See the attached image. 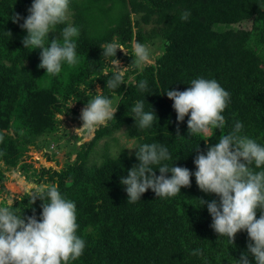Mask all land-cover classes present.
<instances>
[{
	"label": "trees",
	"instance_id": "1",
	"mask_svg": "<svg viewBox=\"0 0 264 264\" xmlns=\"http://www.w3.org/2000/svg\"><path fill=\"white\" fill-rule=\"evenodd\" d=\"M31 3L0 0V189L6 191L4 172L18 167L31 182L57 184L62 196L75 203L77 235L86 246L69 264H236L247 252V232H238L231 245L210 227L206 204L199 207L198 199L219 202V197L199 190L192 176L191 186L182 187L174 197L159 198L149 189L140 201L127 202L120 179L139 163L137 149L129 154L120 148L111 155L108 140L115 141L114 133L123 128L135 147L160 143L172 157L164 163L171 167L176 160L174 166L191 172L196 170L195 149L206 153L207 146L237 121L243 124L241 135L264 146V0H69L67 20L56 25L48 39L62 38L64 27L78 28L79 36L73 39L79 62L75 66L63 62L56 75L38 67L40 48H24L21 41L27 32L19 26L23 20L12 22L17 13L26 18ZM185 10L190 12L187 21L181 20ZM243 22H250V28L239 27ZM111 42L123 45L128 54L117 49L115 57H105L103 46ZM135 42L159 50L154 63L142 70L131 63ZM114 58L127 67L124 83L116 90L106 86ZM198 77L215 79L230 93L222 113L226 124L214 129L211 137L189 135L188 116L177 122L173 102L164 95L168 89L185 90ZM141 80L147 81L145 91L138 88ZM101 93L118 104L115 119L78 145L73 143L61 168L37 170L23 162L29 149L46 150L59 140L54 134L56 114L70 111V102L86 105ZM143 99L144 110L152 108L158 120L140 129L131 109ZM102 139L98 152L95 147ZM95 152L98 162L91 160ZM12 202L14 210L24 216L35 214L39 220V199L31 205L23 193ZM10 203L3 199L0 207ZM248 260L255 264L251 254Z\"/></svg>",
	"mask_w": 264,
	"mask_h": 264
},
{
	"label": "clouds",
	"instance_id": "2",
	"mask_svg": "<svg viewBox=\"0 0 264 264\" xmlns=\"http://www.w3.org/2000/svg\"><path fill=\"white\" fill-rule=\"evenodd\" d=\"M68 8L69 0H32L26 18L18 13L11 17L13 23L23 20L19 26L27 35L21 42L24 48L41 49L38 67L50 75L59 74L63 62L69 66L79 62L73 39L79 36L78 28L64 27L60 32L62 38L48 39L55 26L67 20ZM189 16L190 12L185 10L181 20L187 21ZM8 34L11 36L10 32ZM117 49L128 54L123 45L111 42L103 46V55L115 57ZM132 50L134 59L131 63L135 67L142 70L151 62L152 52L148 45L135 42ZM113 64V75L106 86L116 90L124 83L127 67H121L115 58ZM104 74L107 75V71ZM138 88L145 91L147 81L141 80ZM164 95L173 102L177 122L188 116L189 135L211 137L214 129L224 128L226 121L222 113L230 102V93L215 79L198 77L192 79L185 90L168 89ZM145 103L144 99L137 101L131 109L140 129L151 127L158 120L152 108L144 110ZM117 109L118 104L114 106L112 99L102 93L95 94L81 109L82 125L75 129V133L91 135L98 127H106L108 121L115 119ZM242 130L243 124L237 121L230 132L207 146L206 153H200L197 147L198 154L193 161L195 172L174 166L176 160L171 167L164 163L172 157L168 148L160 143L133 147L137 149L135 156L139 163L127 171L120 183L125 186L127 202L134 203L140 201L141 195L149 189L159 198L174 197L180 194L182 187L191 186V177L194 176L199 190L219 197V202L198 199L199 207L206 204L212 219L210 227L215 233L226 236L232 245L238 232H247L250 241L247 252L241 253L236 264H250L249 254L254 257L255 264H264V170H256L264 166V146L241 135ZM177 136H180L178 128ZM20 184L31 205L37 199L41 201L42 211L38 220L35 214L24 216L23 211L14 210L13 202L0 207V264H69V261L78 259L86 243L77 235L79 225L75 203L62 196L55 183L40 184L21 179Z\"/></svg>",
	"mask_w": 264,
	"mask_h": 264
},
{
	"label": "rangeland",
	"instance_id": "3",
	"mask_svg": "<svg viewBox=\"0 0 264 264\" xmlns=\"http://www.w3.org/2000/svg\"><path fill=\"white\" fill-rule=\"evenodd\" d=\"M239 27H244L246 29L250 28V22H243L239 25ZM150 47L152 52L151 62L154 63V57L159 54L158 48L154 45L146 44ZM148 63V64H150ZM120 66L124 67L123 64L120 62ZM115 68V66H114ZM132 77L128 78L131 80ZM96 90L100 92L98 86H96ZM72 104V105H71ZM71 108L68 112H63L62 114H56L58 127L54 131V134L59 137L57 142H52L47 147L46 150H40L38 148L29 149L22 157L23 162L29 163L33 169L39 170L41 167H52L54 169H59L63 166L65 161L67 151L71 149L73 143L78 145L85 139L90 138L91 135L88 133L77 134L75 133V129L82 125V121L80 120L81 109L85 107V105H78L74 102H70ZM74 107V108H73ZM63 118L61 119V117ZM75 135H78L79 138L76 140ZM116 140H108V150L110 151L111 155L117 154L120 148H123L127 153H132L135 147V141L133 139H129L124 134V129H120L119 131L115 132L114 135ZM105 139H102L96 145V151L101 152ZM51 155V161L47 160V158ZM91 160L93 161H100V157L98 154L93 153L91 156ZM22 161L19 162L21 164ZM18 164V165H19ZM4 177L6 178L3 181V187L7 191H2L0 189V201L5 200L6 202L10 203L14 198H17L21 194H23V188L20 184L21 179H25L23 172L18 168H13L10 171L4 172ZM27 181L31 182V180L26 179Z\"/></svg>",
	"mask_w": 264,
	"mask_h": 264
}]
</instances>
